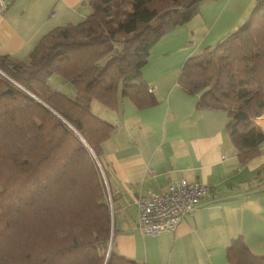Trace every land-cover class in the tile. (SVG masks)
<instances>
[{
  "label": "trees",
  "instance_id": "trees-1",
  "mask_svg": "<svg viewBox=\"0 0 264 264\" xmlns=\"http://www.w3.org/2000/svg\"><path fill=\"white\" fill-rule=\"evenodd\" d=\"M191 1L130 0L122 15L121 0H89L83 21L45 34L27 61L0 56V264H116L112 208L95 161L116 127L92 101L116 109L122 92L139 109L158 103L142 69L156 42L198 12L201 0ZM52 74L71 82L76 97L52 86ZM179 82L200 90V106L228 112L226 132L242 163L256 156L264 142L256 123L264 115V0L240 28L189 57ZM227 257L264 264L242 237Z\"/></svg>",
  "mask_w": 264,
  "mask_h": 264
},
{
  "label": "crops",
  "instance_id": "crops-1",
  "mask_svg": "<svg viewBox=\"0 0 264 264\" xmlns=\"http://www.w3.org/2000/svg\"><path fill=\"white\" fill-rule=\"evenodd\" d=\"M254 2L201 0L190 20L156 42L142 69L156 105L139 109L122 92L116 109L92 101L93 111L116 127L101 156L116 264H232L227 249L237 237L255 254H264V142L242 163L226 132L228 112L200 106V90L191 92L179 82L185 61L245 24ZM91 12L89 0H11L0 11V56L27 61L45 34L80 23ZM62 78L54 77V87L76 97L75 86ZM256 122L264 129V116ZM181 179L205 183L210 191L175 231L144 234L137 197Z\"/></svg>",
  "mask_w": 264,
  "mask_h": 264
},
{
  "label": "built area",
  "instance_id": "built-area-1",
  "mask_svg": "<svg viewBox=\"0 0 264 264\" xmlns=\"http://www.w3.org/2000/svg\"><path fill=\"white\" fill-rule=\"evenodd\" d=\"M9 1L0 0V11L8 9ZM150 91L153 92L154 88ZM209 191L205 183L181 179L157 193L138 196L139 228L144 234L153 236L175 231L186 216L194 214Z\"/></svg>",
  "mask_w": 264,
  "mask_h": 264
},
{
  "label": "rangeland",
  "instance_id": "rangeland-1",
  "mask_svg": "<svg viewBox=\"0 0 264 264\" xmlns=\"http://www.w3.org/2000/svg\"><path fill=\"white\" fill-rule=\"evenodd\" d=\"M255 2H254V4L256 5V3L258 2V0H254ZM10 2H11V0L9 1V5H10ZM120 6H121V10H122V15L124 14V12L126 11V10H129L130 9V0H121V2H120ZM9 7V6H8ZM254 8H255V6H254ZM234 48L232 49L233 50V52L235 53V52H238V47L235 45V46H233ZM203 53H205V51L203 52ZM7 75V73H4V72H2V75L4 76V75ZM9 76V78L11 77L10 75H8ZM60 77V78H62V76H60V75H58V74H52L51 76H50V78H49V82H50V84L52 85V86H54L53 85V80H54V77ZM12 78V77H11ZM63 79V78H62ZM12 80H14L13 78H12ZM14 82H16L15 80H14ZM18 84H20V83H18ZM21 85V84H20ZM22 86V85H21ZM22 88L24 89V90H27V89H25V87H23L22 86ZM56 88V87H55ZM151 88V87H150ZM150 88H149V91H150ZM63 90H67V88L66 89H63ZM151 92V91H150ZM154 92V91H153ZM152 92V93H153ZM264 116V115H263ZM259 118V117H258ZM257 118V119H258ZM256 119V120H257ZM257 123V122H256ZM260 125V124H259ZM95 161H96V163H97V165H98V168H99V170H100V173H101V175H102V177H103V180H104V182H105V185H106V189H107V193H108V198H109V201H110V196H109V192H108V187H107V180H106V178H107V173L105 172V169H104V167H103V165H102V163H101V158L99 159L97 156H95ZM99 161H100V163H99ZM101 166H102V169H103V171H102V169H101ZM106 177V178H105ZM111 205V204H110Z\"/></svg>",
  "mask_w": 264,
  "mask_h": 264
},
{
  "label": "water",
  "instance_id": "water-1",
  "mask_svg": "<svg viewBox=\"0 0 264 264\" xmlns=\"http://www.w3.org/2000/svg\"><path fill=\"white\" fill-rule=\"evenodd\" d=\"M195 2V0L191 1L190 5H192Z\"/></svg>",
  "mask_w": 264,
  "mask_h": 264
}]
</instances>
